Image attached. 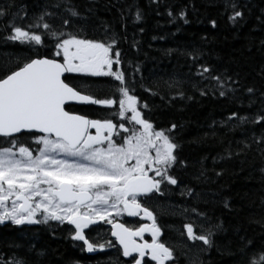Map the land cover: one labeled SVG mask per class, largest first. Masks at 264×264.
Masks as SVG:
<instances>
[{
	"label": "snow or ice",
	"instance_id": "obj_1",
	"mask_svg": "<svg viewBox=\"0 0 264 264\" xmlns=\"http://www.w3.org/2000/svg\"><path fill=\"white\" fill-rule=\"evenodd\" d=\"M221 6L236 38L249 28L241 47L215 64L207 61V36L202 45L159 49L170 60L185 61L165 79L145 77L121 47L142 50L137 32L145 31L140 25L146 12L139 0H38L34 8L26 0H0V44L27 52L0 62V225L54 221L69 226L73 246L82 253L114 250L107 264H121L120 257L129 258L122 264H179L176 250L161 241L162 226L148 206L178 194L183 202L171 205L173 214L188 221L187 240L202 242L200 253L215 249L234 264H264V196L244 217L260 227L257 239L243 224L226 225L215 215L218 207L242 210L232 196L204 187L225 175L218 165H243L250 157L259 158L264 183V0H222ZM148 7L167 15L169 23H189V5L148 0ZM210 24L218 27L214 19ZM141 93L159 97L168 108L197 96L231 106L223 119L188 141L220 151L183 157L184 124L158 128L151 119L154 106ZM73 104L98 106L106 114L90 118L72 111ZM247 195L237 193L241 200ZM125 217L150 223L129 226ZM230 229L235 241L217 243L214 237ZM10 247L17 251L0 252V264H43L45 252L35 243Z\"/></svg>",
	"mask_w": 264,
	"mask_h": 264
},
{
	"label": "trees",
	"instance_id": "obj_2",
	"mask_svg": "<svg viewBox=\"0 0 264 264\" xmlns=\"http://www.w3.org/2000/svg\"><path fill=\"white\" fill-rule=\"evenodd\" d=\"M26 2L34 8L38 0H26ZM169 2L177 8L189 5L187 9L189 23L178 22L179 32H177L178 24L169 23L167 15L157 16L148 7V0H139L146 12L145 21L140 25L145 31L142 35L137 32V39L142 42V50L137 54L136 50L130 48L127 43L121 45L129 59L136 58L141 64L145 77L163 76L167 79L173 73L174 66L178 63H185L183 58L173 57L170 60L164 57L162 52L158 51L159 49L183 47L184 45L191 46L192 44L202 45L204 41L201 37L207 36L210 43L205 45V48L206 51L211 53L207 61L215 64L219 62L221 57L226 62L230 54L244 43L249 28L243 29L239 38H236V34L230 27L221 6L222 0H169ZM190 5H194L195 9L193 10ZM161 11L164 10L161 9ZM213 19L217 21L218 25L215 29L210 24ZM172 33L176 34L172 35ZM153 36L165 38L153 40ZM41 54H45V50L42 49ZM18 55H27V52H23L20 47L11 43L0 44V62L14 60ZM176 70L180 73L187 71V69ZM141 95L144 100L154 106L151 119L158 128L168 127L172 121L184 124V131L180 137V142L183 144V157L193 160L205 154L214 156L216 152L220 151L218 146L199 147L188 143V141L207 131V126L212 120L223 119L231 110V106L221 101L202 99L197 96L195 101H189L185 105H177L175 108H168L161 103L159 97H151L147 93H141ZM71 110L78 114H86L90 118H100L106 114L100 112L98 106H72ZM235 138H240L239 133H236ZM209 143L212 144L211 141ZM208 163L210 165L211 161L209 160ZM259 167V158L252 157L249 158L248 163L243 165L238 160L222 163L217 166V170H220V168L225 169V175L218 183L204 186L205 190L210 188L212 191H221V188H223V195L232 196L234 207L242 210L229 213L222 207H218L215 215L222 216L226 225L243 224L247 234L255 236L257 239H259L260 227L258 225H248L244 217L255 210L254 207H250L253 202L258 206L260 197L264 196V183L261 182L260 173L257 171ZM241 168H243V171H241ZM191 171L192 169L189 168L188 172ZM185 179H188L186 174ZM237 193H240L241 196L244 193L248 195L241 200ZM182 202V198L178 194H174L167 200H154L148 204L150 210L157 216L158 225L162 226L161 241L176 250L179 256V264H198V260L203 261V264H234L230 256L222 255L221 252L215 249L200 253L199 248L202 242L187 240L186 229L183 226L188 221L184 217L174 215L171 207L173 204ZM193 219L195 220V217ZM126 221L129 226L136 227L142 223L136 218ZM68 229L69 226H61L54 221L49 222V225L15 226L10 223L0 225V252L10 256L17 251V249L10 247L11 245L19 243L27 246L35 243L37 250L45 252L43 264H73L74 261H80V264H97L98 260L107 264L108 257L116 255L114 250H109L107 254L88 255L82 253L78 247L73 246L74 242L70 239ZM196 231L199 234L198 227ZM241 234H244L243 231ZM146 237L148 238V236ZM104 238H108V234ZM214 239L217 243L226 244L228 240L235 241L236 237L230 229L227 234L217 235ZM120 260L122 264L125 259L120 257ZM150 264H154V262H150Z\"/></svg>",
	"mask_w": 264,
	"mask_h": 264
},
{
	"label": "rangeland",
	"instance_id": "obj_3",
	"mask_svg": "<svg viewBox=\"0 0 264 264\" xmlns=\"http://www.w3.org/2000/svg\"><path fill=\"white\" fill-rule=\"evenodd\" d=\"M136 219L139 220V218H136ZM125 220H128V218L125 217ZM140 221H141L142 223H150V221H144V220H140ZM140 221H139V222H140ZM142 223H141V224H142ZM145 237H146V236H145ZM145 237H144V239H146V240H148L149 242H151V236H150V235H148V238H147V237L145 238ZM146 259H148V258L146 257Z\"/></svg>",
	"mask_w": 264,
	"mask_h": 264
},
{
	"label": "water",
	"instance_id": "obj_4",
	"mask_svg": "<svg viewBox=\"0 0 264 264\" xmlns=\"http://www.w3.org/2000/svg\"><path fill=\"white\" fill-rule=\"evenodd\" d=\"M72 106H88V105L73 104ZM147 235H149V234L148 233H145V236H147ZM88 255H92V254H88ZM123 259L127 260L129 258H123Z\"/></svg>",
	"mask_w": 264,
	"mask_h": 264
},
{
	"label": "flooded vegetation",
	"instance_id": "obj_5",
	"mask_svg": "<svg viewBox=\"0 0 264 264\" xmlns=\"http://www.w3.org/2000/svg\"><path fill=\"white\" fill-rule=\"evenodd\" d=\"M128 219H135V218H129V217H127ZM146 238V237H145Z\"/></svg>",
	"mask_w": 264,
	"mask_h": 264
}]
</instances>
